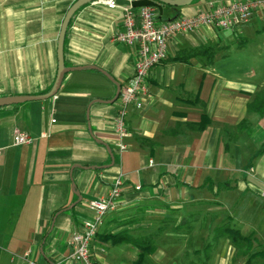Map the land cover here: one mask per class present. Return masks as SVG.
Masks as SVG:
<instances>
[{"label": "crops", "instance_id": "crops-1", "mask_svg": "<svg viewBox=\"0 0 264 264\" xmlns=\"http://www.w3.org/2000/svg\"><path fill=\"white\" fill-rule=\"evenodd\" d=\"M74 1L0 0V96L49 90L60 24ZM231 1L163 5L156 18ZM121 29L119 9L81 6L63 57L83 68L65 73L52 97L0 106V264H64L70 237L93 217L88 201L107 196L116 179L122 191L90 242L93 261L133 264V241L149 238V264H258L264 226L237 212L246 197L264 202V110L249 109L264 88L244 76L250 66L232 60L229 45L264 30V11L233 29L169 37L165 58L148 73L147 96L128 107L125 135L116 130L114 97L133 74L136 47L113 40ZM15 131L33 141L14 144ZM221 228L249 240L236 243Z\"/></svg>", "mask_w": 264, "mask_h": 264}, {"label": "built area", "instance_id": "built-area-1", "mask_svg": "<svg viewBox=\"0 0 264 264\" xmlns=\"http://www.w3.org/2000/svg\"><path fill=\"white\" fill-rule=\"evenodd\" d=\"M94 1L110 9L120 10L122 29L115 32L113 40L136 47L133 74L120 88L117 96L118 110L115 126L120 135L127 133L125 117L128 107L132 104L139 106L140 99L147 96L148 73L154 65L165 58L169 37L175 33L189 32L203 27L233 29L246 23L254 13L264 11V0H232L220 5L211 4L190 16L183 15L169 20L157 21L156 9L152 6L119 5L115 0ZM32 141L33 138L26 132L15 131L13 134L14 144H25ZM120 148H125V145L121 144ZM121 191L122 180L116 179L107 196L88 201L87 205L93 212V217L81 231L73 233L70 237L68 241L70 252L64 259V264H107L93 261L89 247L104 215L117 207ZM28 264L36 263L28 260Z\"/></svg>", "mask_w": 264, "mask_h": 264}, {"label": "rangeland", "instance_id": "rangeland-1", "mask_svg": "<svg viewBox=\"0 0 264 264\" xmlns=\"http://www.w3.org/2000/svg\"><path fill=\"white\" fill-rule=\"evenodd\" d=\"M238 43L239 42L237 40H234L230 43L231 44L229 45L231 47V52L229 53L230 58L238 62L245 61L247 63V66L249 65L250 67L246 68L248 74L245 73L244 76L246 78L247 76H249L248 78L254 81L256 85L259 86V89L264 88V30L248 36L244 42H241L242 46H239ZM226 49L228 50L229 47L227 48L224 47L222 51L224 52V50ZM221 57L222 56H219L217 57V59H220ZM257 118L258 115H256L255 113L252 114V116L249 117V123L255 125ZM246 193L247 192H245L244 194ZM247 202H249L250 204L253 202L255 203L256 206L257 204L262 205V203H264L261 202L260 198L257 197H255L254 201L246 197V199L243 200V203L242 202L241 203L244 206L246 205ZM262 206L258 209V211L255 212L252 211L248 212L241 207L240 213L237 212V214H241V216L244 217L245 220L254 222L257 229L261 230L260 228L264 226V210L261 212ZM259 241H263V240L259 239ZM206 249L207 247L203 250L204 252H202V256L205 255V253L207 252L205 251ZM256 254L261 256L262 254H264V252L263 250L261 251L259 250L257 251ZM179 261L181 263L187 261L189 262V258H187L185 255H181ZM192 261L196 263L197 258H192ZM256 262H258V264L260 263L264 264V258H258Z\"/></svg>", "mask_w": 264, "mask_h": 264}, {"label": "water", "instance_id": "water-1", "mask_svg": "<svg viewBox=\"0 0 264 264\" xmlns=\"http://www.w3.org/2000/svg\"><path fill=\"white\" fill-rule=\"evenodd\" d=\"M94 0H75L66 10L63 19L60 24V29L57 37V48H56V57H57V69L54 81L48 91L41 94H14V95H4L0 96V106L18 104L28 100H37L45 99L52 97L56 94L63 76L65 73L83 68L82 66L68 67L65 66L64 57H63V45L64 38L67 29V25L73 16V14L83 5L92 2ZM119 5H131L133 7L139 6H152L156 8L159 12V15L162 14L163 5L170 6H186L189 5L193 0H115ZM95 68V67H94ZM106 74V73H105ZM120 91V86L117 85L116 93L114 99L117 98ZM79 196V194L77 193Z\"/></svg>", "mask_w": 264, "mask_h": 264}, {"label": "trees", "instance_id": "trees-1", "mask_svg": "<svg viewBox=\"0 0 264 264\" xmlns=\"http://www.w3.org/2000/svg\"><path fill=\"white\" fill-rule=\"evenodd\" d=\"M249 109L257 112L258 114H262L263 110H264V90L258 92L254 99L251 101V103H249ZM246 123L245 120L241 121L239 126H242ZM221 231L225 232L226 234H228L234 242H245L247 240H249L247 237L243 236L240 231H238L237 229H233V228H221ZM133 245L137 246L138 249L140 250L137 258L135 259V261L133 262V264H149V259H148V255H149V249L151 247V240L149 238H144L141 241L140 240H136L133 241Z\"/></svg>", "mask_w": 264, "mask_h": 264}]
</instances>
